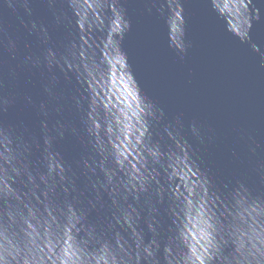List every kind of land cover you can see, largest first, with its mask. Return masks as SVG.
Here are the masks:
<instances>
[{
    "label": "water",
    "instance_id": "obj_1",
    "mask_svg": "<svg viewBox=\"0 0 264 264\" xmlns=\"http://www.w3.org/2000/svg\"><path fill=\"white\" fill-rule=\"evenodd\" d=\"M0 264H264V0H0Z\"/></svg>",
    "mask_w": 264,
    "mask_h": 264
}]
</instances>
